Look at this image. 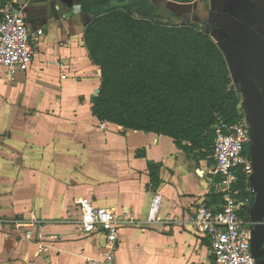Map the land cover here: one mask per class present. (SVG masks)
I'll return each instance as SVG.
<instances>
[{"label": "crops", "instance_id": "1", "mask_svg": "<svg viewBox=\"0 0 264 264\" xmlns=\"http://www.w3.org/2000/svg\"><path fill=\"white\" fill-rule=\"evenodd\" d=\"M10 1L23 7L34 54L13 77L0 66V217L40 226H0V264H88L99 257L104 234L83 235L76 224L80 197L125 219L113 264H212L209 238L186 218L191 207L221 205L210 174L213 152L195 160L166 135L107 121L101 128L90 110L100 69L82 38L91 15L79 0L71 7ZM155 1L172 11V23L197 24L224 53L229 88L251 134L245 155L252 170L239 169L245 179L235 184L250 198L240 214L253 256L264 260V0ZM148 163L160 164L154 182ZM26 229L31 239L21 238Z\"/></svg>", "mask_w": 264, "mask_h": 264}, {"label": "trees", "instance_id": "2", "mask_svg": "<svg viewBox=\"0 0 264 264\" xmlns=\"http://www.w3.org/2000/svg\"><path fill=\"white\" fill-rule=\"evenodd\" d=\"M79 5L91 15L82 38L100 69L91 113L123 129L166 135L195 160L207 158L215 125L241 120L227 61L209 33L195 23H172V11L155 0ZM159 167L148 163L151 182ZM244 179L241 172L237 185Z\"/></svg>", "mask_w": 264, "mask_h": 264}, {"label": "built area", "instance_id": "3", "mask_svg": "<svg viewBox=\"0 0 264 264\" xmlns=\"http://www.w3.org/2000/svg\"><path fill=\"white\" fill-rule=\"evenodd\" d=\"M37 33L41 34V31ZM33 54L23 7L10 0H0V66L13 77L29 67ZM100 127H105L104 121ZM214 128V164L210 174L216 178L215 188L220 194L221 205L215 210L204 205L191 207L186 222L209 238L212 264H256L250 248L251 232L240 214L242 206L250 198L235 186L239 169L245 175L252 170V163L245 155V147L250 141L248 126L240 120L235 123L219 122ZM250 192L253 193L252 190ZM76 204L79 209L76 224L80 232L89 235L99 231L105 237L104 249L99 257L88 259V264H113L118 228L125 219L120 220L109 208L94 205L87 197H80ZM6 225L16 228L40 226L35 220L0 217V226ZM21 238L31 239L32 231L26 229ZM44 238L40 233L36 236L39 242ZM51 238L56 239L57 236Z\"/></svg>", "mask_w": 264, "mask_h": 264}, {"label": "water", "instance_id": "4", "mask_svg": "<svg viewBox=\"0 0 264 264\" xmlns=\"http://www.w3.org/2000/svg\"><path fill=\"white\" fill-rule=\"evenodd\" d=\"M66 7H71L77 0H60ZM179 1H189V0H179ZM259 264H264V260L259 261Z\"/></svg>", "mask_w": 264, "mask_h": 264}, {"label": "flooded vegetation", "instance_id": "5", "mask_svg": "<svg viewBox=\"0 0 264 264\" xmlns=\"http://www.w3.org/2000/svg\"><path fill=\"white\" fill-rule=\"evenodd\" d=\"M248 133H249L250 140H251V134H250V131H249V127H248ZM249 142H250V141H249ZM249 142H248L247 144H249ZM252 255H253V254H252ZM253 258H254L256 264H259V261H261V260H259L258 258L254 257V256H253Z\"/></svg>", "mask_w": 264, "mask_h": 264}, {"label": "rangeland", "instance_id": "6", "mask_svg": "<svg viewBox=\"0 0 264 264\" xmlns=\"http://www.w3.org/2000/svg\"><path fill=\"white\" fill-rule=\"evenodd\" d=\"M126 1H128V0H126ZM135 14H136L137 16H139V15H140L138 12H136Z\"/></svg>", "mask_w": 264, "mask_h": 264}]
</instances>
